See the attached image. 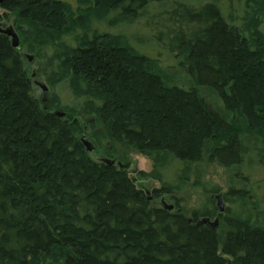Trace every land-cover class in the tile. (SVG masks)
I'll return each instance as SVG.
<instances>
[{
	"label": "trees",
	"instance_id": "1",
	"mask_svg": "<svg viewBox=\"0 0 264 264\" xmlns=\"http://www.w3.org/2000/svg\"><path fill=\"white\" fill-rule=\"evenodd\" d=\"M76 1L0 4V22L20 37L13 47L0 32V264H264V199L252 190L264 177H251L253 164L264 168V0H237L239 22L223 12L231 0H160L147 25L177 58L172 70L122 34L92 28L111 14L131 22L158 0ZM76 31L74 46L63 42ZM49 45L57 63L47 74L40 49ZM23 51L81 105L36 95ZM82 138L115 161L129 151L149 157L140 177L160 187L148 195L128 162L94 159ZM172 162L180 181L194 165L222 166L229 205L220 212L221 190L202 184L206 200L190 218L177 201L153 205L172 196L161 176ZM204 217L217 226L198 223Z\"/></svg>",
	"mask_w": 264,
	"mask_h": 264
},
{
	"label": "rangeland",
	"instance_id": "2",
	"mask_svg": "<svg viewBox=\"0 0 264 264\" xmlns=\"http://www.w3.org/2000/svg\"><path fill=\"white\" fill-rule=\"evenodd\" d=\"M64 1L69 2L74 7L77 5L76 0ZM165 1V3L168 4L170 0ZM226 3L227 4L225 5V7H223V12L228 16H234V21L239 22L244 15L243 4H239L237 0H231L229 3ZM163 6L164 5L160 0L155 2L152 1L149 7H146L145 14L143 16L138 15L131 22L115 23V14H111L105 20L94 21L92 24V28L100 33L110 32L114 34H122L124 37H126L128 43L135 49L142 52L143 54L148 55L151 58H155L158 61L159 65H161L163 68L172 70L175 69L177 58H174V53L167 52L165 50L164 44L158 43L153 38V29H151V27L147 25V15L153 14V16H155L158 10H160ZM4 12L5 10L0 8V15H2ZM0 25L2 27H7L10 26L11 23L2 21L0 22ZM80 33V31H76L74 35L65 36L63 38V42L74 46L76 44L75 39L80 35ZM54 48V46L49 45L40 49L44 61L45 58L47 60V62H45V67L47 69L44 70V72H46L47 74H50V72L55 69V65L57 63L53 58L55 53ZM23 53L25 59L30 64L29 74L34 87V93L36 95H39V97L45 102L49 99L52 93H55L58 96L59 102L65 104L66 106L72 107L81 105L82 100L77 99L73 95L67 81H62L56 86L51 87L45 81L43 74H41L40 76L37 75L36 72L38 69H40L41 63H43L44 61L40 57L36 56L35 51H23ZM29 57H31L30 60L28 59ZM41 85H45L47 87L46 90H43ZM87 135L88 134L85 133L82 136L87 137ZM89 141L91 143L93 142L91 139ZM90 154L94 159L109 157L105 154V152H103V150L99 148L91 151ZM117 162L120 163L121 166L123 165V163L128 162V170L130 172V175L134 178L136 185L142 188L148 195L151 194V190L153 188L160 187L161 184L157 179L148 178L142 175L140 177V171L148 173L152 170V161L149 157L139 154L136 151H129L126 155L122 156V158H118L115 163ZM179 167L180 165L177 162H172L164 169H162V179L167 183H170L174 188L172 189L173 191L171 192V197L167 195L159 197L157 199H153V205L163 206L165 204H171L174 206L177 201L180 205L183 206V209L181 211L190 218L192 211L200 207L201 203L206 200L203 187L201 188L199 186L201 184L205 188L218 187L221 191L213 196L216 205L218 202V200L216 199V195L218 194L221 195V205L223 209L226 205H229V202H226L223 199V193L226 192L232 184L229 180L230 175L228 174V171H226L222 166L216 163H204L196 168V166L194 165L189 169V173L186 177L183 178V181L177 179ZM251 177L253 179L257 177L254 181L255 183H259V180L263 179L264 177V168L257 166L256 163L253 164V167H251ZM233 188L236 189L241 187L239 184H234ZM252 190L253 192H255L258 200L264 199V185L259 187L253 186ZM230 205L231 207H233L232 204Z\"/></svg>",
	"mask_w": 264,
	"mask_h": 264
},
{
	"label": "water",
	"instance_id": "3",
	"mask_svg": "<svg viewBox=\"0 0 264 264\" xmlns=\"http://www.w3.org/2000/svg\"><path fill=\"white\" fill-rule=\"evenodd\" d=\"M3 0H0V4L2 3ZM0 32L1 33H4L6 36H8L10 38V43L13 47H18L19 43H20V39H19V36L17 34V32L15 31V29L10 25V26H7V27H2L0 25ZM31 57H29L28 59L30 60ZM42 89L43 90H46V86L45 85H41ZM82 142L83 144L85 145L87 151H92L93 150V144L87 140L86 138H82ZM102 161L106 162L107 164H115V161L114 160H111V159H107V158H102L101 159ZM118 164L120 167H121V164L120 163H116ZM216 199L218 200L217 202V206H218V209L219 211H223V207L221 205V195H216ZM165 208L167 209H172L173 208V205H163ZM198 223H206L208 224L209 226H212V227H216L217 224H218V218H215L213 221H211L208 217H204V218H201Z\"/></svg>",
	"mask_w": 264,
	"mask_h": 264
}]
</instances>
